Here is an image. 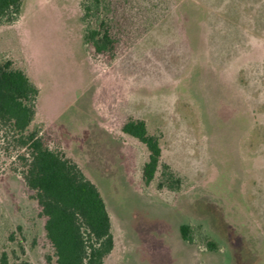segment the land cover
<instances>
[{"label": "rangeland", "instance_id": "obj_1", "mask_svg": "<svg viewBox=\"0 0 264 264\" xmlns=\"http://www.w3.org/2000/svg\"><path fill=\"white\" fill-rule=\"evenodd\" d=\"M108 7L114 57L84 43L82 0H24L0 24V65L40 88L46 142L104 198L114 236L105 263L264 264V0ZM131 118L160 138L150 183L147 146L122 131ZM13 168L1 153L0 264L4 253L10 264H47L46 218Z\"/></svg>", "mask_w": 264, "mask_h": 264}, {"label": "trees", "instance_id": "obj_2", "mask_svg": "<svg viewBox=\"0 0 264 264\" xmlns=\"http://www.w3.org/2000/svg\"><path fill=\"white\" fill-rule=\"evenodd\" d=\"M23 5L24 0H0V24L17 19ZM82 8L84 43L99 54L114 57L116 41L106 16L108 0H82ZM39 94L40 88L25 71L13 68L11 62L0 65V154L12 160L14 170L21 169L46 218V238L53 248V253L46 256L47 264H106L105 258L114 249L106 203L80 166L46 142L43 125L36 122ZM122 131L147 146L150 155L143 166V177L150 183L161 163L160 138L149 134L141 119H128ZM164 176L174 180L168 170ZM180 230L182 239L191 241L192 227L184 224ZM1 262L10 264L7 254Z\"/></svg>", "mask_w": 264, "mask_h": 264}]
</instances>
